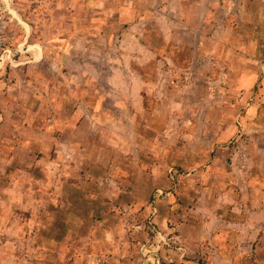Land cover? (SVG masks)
Instances as JSON below:
<instances>
[{
    "label": "rangeland",
    "instance_id": "1",
    "mask_svg": "<svg viewBox=\"0 0 264 264\" xmlns=\"http://www.w3.org/2000/svg\"><path fill=\"white\" fill-rule=\"evenodd\" d=\"M195 1L0 0V264H258L262 6L203 59L161 11Z\"/></svg>",
    "mask_w": 264,
    "mask_h": 264
},
{
    "label": "crops",
    "instance_id": "2",
    "mask_svg": "<svg viewBox=\"0 0 264 264\" xmlns=\"http://www.w3.org/2000/svg\"><path fill=\"white\" fill-rule=\"evenodd\" d=\"M180 3L183 2V0H177ZM186 1V0H184ZM248 2H254L260 4L262 6V9L260 10V17L257 15L260 20H257V23L254 22L255 18L252 17V21L250 18H247L246 23L244 22V25L246 26V31L243 33H246L248 35H251L252 38H250V42L252 44H255L257 42L264 43V38H261V40L258 41V39L255 36H264V0H247ZM222 0H196L192 7L193 15H187L184 10L182 9V6H179L180 9L178 11L177 7L174 6H165L161 11L163 12V16L166 15V18L170 21L175 20L168 26L169 31L167 34L165 32H162L161 35L163 39L165 40V44L169 45L172 40H167V37H174L177 34L183 36V40L186 44L189 43L191 45V49L193 52H199V56H201L203 59H211V55L207 53L208 45H207V38L219 41L221 42L224 40V38L231 37L234 32V26L230 25L228 26V19H232L231 17L226 18L227 20L222 23V19L214 17L212 13L214 9L218 8L222 4ZM181 5V4H180ZM173 7V8H172ZM215 14V13H214ZM246 16L247 15L246 12ZM243 20V19H242ZM175 22H178L175 24ZM208 27H211L209 34L210 36H207V29ZM231 27V28H230ZM236 28V27H235ZM259 29V30H255ZM166 34V35H165ZM196 37V43L193 45V42L189 41V38ZM173 41H176L173 40ZM183 42V41H182ZM217 42V43H219ZM178 44V42H176ZM264 65V64H263ZM264 232V231H263ZM262 242V250L260 251L259 256V262L258 264H264V236L259 240ZM218 251V258L221 262H232L234 259H238V256L235 255L233 257L222 254L220 248H217ZM235 257V258H234ZM234 258V259H233Z\"/></svg>",
    "mask_w": 264,
    "mask_h": 264
}]
</instances>
